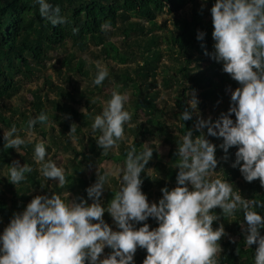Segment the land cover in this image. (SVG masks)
Masks as SVG:
<instances>
[{
	"label": "clouds",
	"instance_id": "obj_1",
	"mask_svg": "<svg viewBox=\"0 0 264 264\" xmlns=\"http://www.w3.org/2000/svg\"><path fill=\"white\" fill-rule=\"evenodd\" d=\"M33 2L38 5L40 16L53 26L66 22L60 7L53 6L50 0ZM210 12L214 50L208 53L205 49V54L222 62V71L239 82V87L231 91V106L226 113L222 112L213 121L210 116L201 118L197 111L194 127L196 130L206 127L208 135L222 137L220 147L225 152L238 146L232 166H239L246 181L259 178L264 186V0H215ZM100 27L105 30L109 25L103 23ZM204 36V31H198V40ZM95 68L92 83L100 85L108 70L99 61L95 62ZM128 101L127 92L113 91L110 99L102 102V111L94 115L91 124V135L103 153L118 147L120 141L127 143L123 167H105L102 173L98 171L96 181L86 189L91 204L83 198H78L79 202H66L55 192L50 196H35L0 232V264H86V261L87 264H135L137 247L147 252L142 264H217L216 256L221 251L219 240L225 234L223 224L212 227L219 217L210 210L217 206L224 217L242 212L246 222V227L242 226L244 247L251 248L255 243L254 262L264 264V235L259 231L264 228V215L256 210L264 208V201L246 200L227 180L212 178L218 163L216 145L203 132L194 136L193 130L188 129L180 137L177 149L180 159L175 165L179 169L177 186L171 190L161 188L158 203H149L141 190L140 173L145 171L154 148L146 143L138 152L125 135V125L134 126L129 123L131 113L125 107ZM187 104L191 110H197L194 90ZM189 108L180 113V121L191 119L193 111ZM81 111L87 115L86 108ZM47 120L45 112L30 118L23 138L14 135L18 129L13 124L4 130V148L21 153V145L33 142L32 129L36 123ZM76 126L72 124L67 133L73 141ZM45 144L42 139L36 140L33 160L43 177L55 179L63 186L65 168L51 158ZM31 171L27 163L13 161L5 176L17 185ZM150 171L147 170L148 175ZM109 177L117 178L119 188L103 206L100 198L106 184L110 187ZM105 211L119 230H113L104 220ZM149 217L158 222L157 227L150 230L148 223L139 228L135 226ZM105 246L112 251L100 258Z\"/></svg>",
	"mask_w": 264,
	"mask_h": 264
},
{
	"label": "trees",
	"instance_id": "obj_2",
	"mask_svg": "<svg viewBox=\"0 0 264 264\" xmlns=\"http://www.w3.org/2000/svg\"><path fill=\"white\" fill-rule=\"evenodd\" d=\"M53 6L58 5L61 9V15L66 18L64 24H57L53 26L40 16L38 5L33 0H0V101L11 98L17 95L26 80L37 77L38 73L42 72L45 67V62L51 59V50L64 47L67 42L78 50L84 52L90 50L92 46L100 48L105 61L110 60L115 55L121 62L127 61L135 62L137 65L134 72L130 67L126 69L108 70V76L102 82L106 84L107 81L114 79L120 82L121 78L125 77L124 86L128 87L134 85L137 90L133 92V99L131 100L132 109L131 122L133 127L125 125V133L128 138L132 140L136 150L139 152L144 147V140L153 138L156 133L163 130L161 125L169 128L175 126L178 133L166 134L165 140L167 143L174 142L178 144L180 137L188 130H193V135H200L201 130H196L194 125L195 110H191L187 104V90L185 87L180 91L174 104V117L178 118L179 123L167 121L162 110L159 109L157 104L159 93L155 90L152 93L150 90L156 87V76L159 69V63L163 58V53L160 48V36L149 34L151 26L154 24L159 14L166 9L171 11H182L187 4H192L191 13L189 18L182 21L177 32L174 34V42L177 49L182 56L187 59L182 62L181 72L187 69L186 64L192 63L196 59L204 60L209 63L207 69L199 72V75L190 76L193 81L191 90L202 87L204 88L201 93L204 100L211 99V103L215 107L221 108L220 113L215 114L212 120H216L222 112H227L231 106V91L239 87V82L232 79L229 73L222 71V62H217L210 55L205 54V49L211 53L213 49L214 40L212 38L213 24L210 9L215 3V0H50ZM107 23L109 25L105 30H101L100 25ZM77 28L76 32L72 29ZM198 31H204L205 36L203 40L197 39ZM115 32L123 35L120 38L121 46H116L112 41L105 40L108 36L113 35ZM203 45V47H202ZM122 47V48H120ZM95 57L97 54L93 53ZM76 55L69 54L62 65L68 67V71L72 72L67 74L61 68H57L59 78L71 85V91L65 89L63 86H55L51 79L46 81L50 88L55 89L57 98L51 99L49 95L43 94L40 91L33 93L34 99L31 103L33 112L39 115L44 112L46 104H53L57 106L58 110L62 113L52 114L54 123L61 126V129L56 132L55 126H51L52 132L55 136V145L57 148L64 149L67 152L74 153V160H72V170L65 171L66 183L63 186L55 185L49 191V186L45 182L46 178L35 169L36 163L31 160L22 158L28 165L31 166L32 171L25 173L26 179L19 183L20 187L17 191L14 190L16 184L10 182L5 176L8 168L13 163L8 159L6 149L4 148L3 131L10 129L13 124L17 129L19 122L13 120L12 117L6 116L0 112V197H3L5 192L19 196L22 199L32 200L37 195H51L53 192L62 196L66 192L72 193V197L76 202L78 198H83L88 204L92 203V199L87 196L86 189L91 186L97 179V176L86 177L85 172L81 168V164L94 165L95 162L101 164L104 160H110L119 166L123 167L124 160L127 155V143L122 142L121 151L119 155H113L110 150L105 154L100 148L93 137H84L83 129L76 126L74 133L77 143L70 139L67 133L70 131L72 124H74L75 117L81 116L84 118L83 125H91L94 115L102 111V107L92 111L93 106L98 102L97 93L102 92L100 85H94L93 79H90V71L95 68L94 65L86 66V61L73 62ZM110 65V63L108 64ZM79 73L85 78L88 83L85 88H81L80 82L74 78V74ZM133 74H136V78ZM95 76V74H94ZM93 76V78H94ZM151 77L153 80H151ZM185 77L189 78L186 74ZM155 80V81H154ZM50 81V82H49ZM176 81V80H175ZM174 80L166 82L167 86H172ZM182 83V81H178ZM90 87V88H89ZM230 91V94L228 93ZM111 97V94L108 95ZM86 102V106L91 118L86 119V115L79 113L78 110L70 105V102L82 104ZM186 108L193 111L191 119L187 121H180L179 115ZM143 110L149 118H141L140 111ZM36 115V116H37ZM235 114H231L232 118ZM66 116L68 118H66ZM20 118L24 125L27 127V121L32 117L31 111L26 109V112H21ZM182 123L184 124L182 126ZM39 126V121L33 128ZM43 136L47 132L44 130L39 131ZM18 133V132H17ZM14 134V135H17ZM204 134V133H203ZM205 135V134H204ZM205 138L210 143L216 145L215 157L218 161L217 170L224 169L226 179L232 184L233 188L241 189L240 195L246 200L264 201V186H261L259 178L251 182L246 181L240 170L239 166L233 167L235 161V152L238 146L230 147L225 152L220 145L223 142L222 137L205 135ZM88 144V145H87ZM30 145V144H29ZM81 149L79 150V146ZM151 147H155L150 145ZM155 149V148H154ZM28 150L27 154H30ZM91 154H98L103 156L100 160L94 161ZM30 159V158H29ZM180 157L176 155L173 160L177 163ZM156 162V163H155ZM155 163L154 172L147 174V170L140 173L142 179L141 190L144 193L150 191L155 192L154 198L158 203L162 197L161 188L167 187L169 190L177 186L176 175L178 166L163 165L154 160L152 157L148 161V165ZM242 163V162H241ZM163 170L164 177L157 174V170ZM231 174V176H229ZM214 178V177H212ZM239 179V180H237ZM114 187H109L106 184L102 192L100 201L103 196L109 203L114 196V191L118 190L119 184L113 178H109ZM238 184V186H234ZM18 185V184H17ZM191 190V186H189ZM29 191L30 194H23ZM249 197V199H247ZM12 206L18 207V213L22 212L25 205H21L15 199L12 200ZM103 206H105L102 203ZM6 207V203H0V221L2 216L9 217L11 209ZM21 207V208H20ZM219 209V210H218ZM257 211L264 215V208H257ZM221 216L222 209L219 206L211 209ZM235 225L230 227L231 236L222 235L219 242L222 244V249L216 256L217 264H255L254 251L257 245L254 243L251 248L244 247V232L240 230L241 222H245L242 212L235 214ZM104 220L105 217L103 216ZM106 221V220H105ZM10 222H5L3 229ZM146 221L138 222L135 226L139 228ZM213 229L219 227L218 222L212 224ZM0 227V230L3 231ZM261 235H264V228L260 230ZM235 237H237L235 239ZM146 251V249H143ZM147 253V252H146Z\"/></svg>",
	"mask_w": 264,
	"mask_h": 264
},
{
	"label": "rangeland",
	"instance_id": "obj_3",
	"mask_svg": "<svg viewBox=\"0 0 264 264\" xmlns=\"http://www.w3.org/2000/svg\"><path fill=\"white\" fill-rule=\"evenodd\" d=\"M198 2H201V0H197ZM192 4H187L184 10L180 11H171L166 9L165 11L161 12L156 20V22L151 26V32L149 34H154L160 36V48L163 53V58L159 63V69L157 71V76L155 78L156 80V87L151 89L150 91L152 93H155V90L159 93L158 95V100L157 104L159 106V109L163 111L165 118L167 121L174 122L175 124L179 123L178 118L174 117V104H175V98L177 94L182 91L185 87H188L189 89L187 90V99L190 98V94L192 93L191 87L194 84L190 76H195L199 75V72H202V70H205L208 68L209 63L204 60H198L196 59L192 63L186 64L187 69L185 72H181V66L182 62H184L187 57L182 56L180 54V51L177 49L175 42H174V34L177 32L179 26L182 24V21H184L186 18L188 19L191 13V7ZM123 35L119 34L118 32H115L113 35L108 36L105 40L112 41L116 44V46H121L120 38ZM100 48H97L95 46H92L90 50L88 51H80L74 46H72L69 42L66 43L64 47H58L53 50H51V59L47 60L45 62V67L42 68V72L38 73L37 77L32 78L30 80H26L24 83V86L20 90V92L12 96L9 99H6L4 101H0V112L5 114L6 116H10L13 118V120H17L19 122L18 126V133L17 135L21 136L23 138L25 136V129H27L26 125H24L22 119L20 118L21 112H26V109H29L31 111L32 117H35L37 114H35L31 108V103L34 99L33 93L35 91H40L43 94H47L50 96L51 99L57 98V95L55 94L56 90L51 89L50 85L46 82L48 81V78L52 80L55 86H63L65 89L71 91V85L64 81L60 80V76L57 72V68H61L63 72L67 74H71L72 72H69L67 69L68 67L65 65H62V63L65 62L66 57L74 53L76 55L75 59L73 62L77 61H86V66L89 67L91 65L95 66V62L99 61L102 63L107 70H110L112 68L115 69H126L130 67L132 71L134 72V68L136 67L135 62L127 61L126 63L121 62L118 58L112 56L110 60L105 61L103 58V55L100 52ZM122 48V47H120ZM97 54L98 57H95L94 54ZM80 62H77V66L79 65ZM110 63V65H108ZM96 73V68L93 67V69L90 71V79H93L94 74ZM188 74V77H185V75ZM136 78V74H133ZM74 78L77 79L80 82L81 88H85L86 84L88 81L83 78L82 75H80L78 72L74 74ZM174 80L175 83H173L172 86H167L166 82H169L170 80ZM125 77L121 78L120 82L114 81V79H111L110 81H107L106 84L100 85L101 91L100 93H97V99L98 102L96 103V106H93L92 111L96 110L97 108H100V106L103 108L104 104L102 102H106L110 97L108 96L111 94L113 91H118V92H127L129 94V101L125 105V107L128 110L132 109V104L131 100L133 99V92L137 90V87L134 85H130L128 87L124 86L125 83ZM151 80L153 78L151 77ZM154 80V81H155ZM176 80V81H175ZM178 81H182V83H178ZM50 82V81H49ZM90 88V87H89ZM204 88L200 87L195 90V95L198 99V105H197V110H195V119L197 120V111L199 113V116L201 118L207 119L209 116L211 118L215 117V114L220 113L219 110L221 108L215 107L213 103H211V99L204 100L203 96H201V93ZM228 93L230 94V91L228 90ZM86 102L84 101L82 104H77L70 102L69 104L75 107L79 113L84 114V112L81 111V108H86V119L91 118L92 116H89V111L86 106ZM44 112L48 116V120L45 122H39V126L36 128H33L32 131L34 133V139L32 143L21 145V153L17 152L14 148H7L6 149V154L8 156V159L10 161H19L21 165L24 164V160L22 158L31 160L33 161V149H34V144L37 139H42L46 141V150L47 153L51 154V158L57 162L58 166L60 163L63 164V167L65 168V171H70L72 170V160H74V153L72 152H67L63 148H57L55 145V136L52 132L51 126H55L56 132L61 129V126L57 123L53 122L52 119V114H58L62 113V110H58L56 105L53 104H46V108ZM89 114V115H88ZM141 118L147 119L149 118L148 115L145 114L143 110L140 111ZM66 118H68L66 116ZM74 124L77 126L81 127L83 129L84 137L87 139L91 136V125H83V120L84 118L81 116L75 117ZM233 120H235V115L233 116ZM129 123L133 124L131 121ZM134 125V124H133ZM161 132L156 133V136L153 138H149L144 140V144H149L155 146L153 155L154 160L157 162H160L161 164L165 165H176V162L173 160V158L177 155V149H178V144H175L174 142L172 143H167L165 140L166 134L168 133H174L177 134V128L175 126H171L169 128L165 127V125H161ZM44 130L47 132L46 136H43L39 131ZM7 131V129H5ZM206 136L207 134V128L205 127L204 129L201 130ZM4 133V131H3ZM99 135V132L96 133ZM126 135V133H125ZM94 138V137H93ZM95 139V138H94ZM122 142L120 141L118 147L111 149L110 152L113 153V155H119L121 151V146ZM74 143H77V140H74ZM126 143V142H125ZM88 145V144H87ZM79 146V145H78ZM79 150L81 149V145L78 148ZM30 150V154L28 155L27 152ZM93 162L98 161L101 159L103 154L98 155V154H91ZM30 158V159H29ZM45 159H48V155L46 154ZM35 162V161H34ZM36 163V162H35ZM156 163V162H155ZM155 163L148 165H145V170L151 169L149 172H154L155 170ZM119 166L118 164L114 163L113 161L110 160H104L102 161L101 164L95 162L94 165H85L81 164V168L85 172L86 177H92L93 175L97 176L98 171L101 173L105 170V167H111L112 169H115V167ZM121 167V166H120ZM177 167V166H175ZM35 169L39 171V166L35 165ZM40 172V171H39ZM157 174L160 176L164 177L163 170H157ZM231 176V174L229 175ZM212 177H219L223 180L226 179V175L224 173V169L222 170H217L215 168V171L212 174ZM113 178L116 181V177H109ZM89 179V178H88ZM239 180V179H237ZM45 182L49 186V191H51L52 188H54L55 185H59L55 179H46ZM110 182V187H114L112 182ZM189 186H191L189 184ZM234 186H238V184H235ZM20 185H15L14 190L17 191L19 189ZM234 191H238L240 193L241 189H236L233 188ZM154 193L153 191H150L148 193H145L147 196V199L149 203L156 202V198H154ZM23 194L28 195L30 194L29 191H26L25 193L20 192V196ZM67 194V195H65ZM62 196L66 197V202L74 200L72 197V193L66 192ZM241 194V193H240ZM15 199L18 203H20L22 206L27 205L31 200L27 199H22L19 196H15L12 193L5 192L3 197H0V203H6V207L4 208L5 210L7 207L11 209L9 217L7 216H2L1 221H0V227L3 229L5 222H8V220H11L13 215L15 213H18V207L12 206L13 202L12 200ZM249 199V197L247 198ZM250 200V199H249ZM105 206L108 204L106 200V196H103V200L101 201ZM21 208V207H20ZM25 209V208H24ZM219 210V209H218ZM105 220L109 225L113 228V230H119L116 225L113 222V218L110 216V214L105 211L104 215ZM218 220H215L214 222H218V226L220 224H223L224 229H225V234L226 236H231V230L229 229L230 227H234L235 225V219L236 216L232 217H224L223 215L219 216L218 215ZM95 222V221H93ZM147 223L151 228H155L158 226V222L152 218L149 217L147 219ZM242 226L246 227V222H241L240 224V230L242 231ZM2 232V230H0ZM237 237H235L236 239ZM221 249H222V244L219 242ZM144 248L137 247L136 252L134 253V261L135 264H142L143 260L145 259L147 253ZM112 249L108 246H105L103 253L101 254L100 258H104L108 253H110ZM218 252L217 254H219ZM87 264V261H86Z\"/></svg>",
	"mask_w": 264,
	"mask_h": 264
}]
</instances>
